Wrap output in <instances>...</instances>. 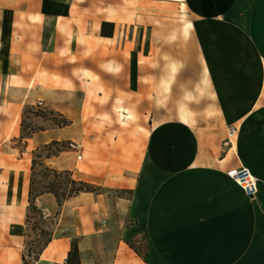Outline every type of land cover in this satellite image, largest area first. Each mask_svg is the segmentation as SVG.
Here are the masks:
<instances>
[{"label": "crops", "instance_id": "0c3cea01", "mask_svg": "<svg viewBox=\"0 0 264 264\" xmlns=\"http://www.w3.org/2000/svg\"><path fill=\"white\" fill-rule=\"evenodd\" d=\"M38 103L69 122L23 137ZM55 140L72 147L45 163L101 190L37 197L54 223L33 264H69L75 242L81 264H264V0H0V264L28 258Z\"/></svg>", "mask_w": 264, "mask_h": 264}, {"label": "rangeland", "instance_id": "374dc122", "mask_svg": "<svg viewBox=\"0 0 264 264\" xmlns=\"http://www.w3.org/2000/svg\"><path fill=\"white\" fill-rule=\"evenodd\" d=\"M163 18V17H162ZM155 45V44H154ZM154 45L151 44H144V52L151 53L152 47ZM188 46V45H187ZM193 46V45H192ZM134 45H129V54L133 52L132 48ZM155 50L157 49V45H155ZM191 63L195 64L197 63L194 60H190ZM101 62L97 61L96 63V70L97 72H100L102 74V77L107 78L104 76V72L102 68L99 66ZM130 66L135 67L132 60H130ZM150 65V60L145 59L144 64ZM150 78V77H149ZM103 82V79L101 80ZM103 110V109H102ZM107 113L110 114L113 109L106 108ZM104 117V115H103ZM64 123V118L61 116L59 112L53 109H46L43 107L41 103H38V105H27L25 106L24 114H23V123H22V131L23 134H32L35 131H39L41 129H44L46 127L51 126H57L62 125ZM112 126H115L113 124H107L105 127L110 128ZM92 131L96 132L97 129L94 128L95 124H91ZM109 135L110 131L108 132ZM72 145L69 141L63 140L60 141L57 144L50 143L49 145H43L41 146L38 151L36 152V166H35V173H34V181H35V191L44 189L45 187L49 186L51 183L56 184L57 186L62 184V181H65L66 185L70 186V183H68V178L65 179H59L54 176V174L47 170V164L45 163V158L48 157V155L53 156L54 153H57L58 151H66L71 148ZM75 151H83L82 147H77L74 149ZM79 166L82 165L81 162H79ZM32 219L31 223L29 224V229L27 232V245L26 250L28 254V259L32 260L33 257L36 255V252L42 247V245L45 243V241L48 239L50 233H52V224L54 223V219L52 218H42L41 214L38 211L33 210L32 211ZM29 250L32 252L29 254Z\"/></svg>", "mask_w": 264, "mask_h": 264}, {"label": "trees", "instance_id": "16d2710c", "mask_svg": "<svg viewBox=\"0 0 264 264\" xmlns=\"http://www.w3.org/2000/svg\"><path fill=\"white\" fill-rule=\"evenodd\" d=\"M64 118V117H63ZM68 120L66 118H64V123L62 125H66L68 124ZM60 125V126H62ZM31 134H23V137H29ZM60 141H53L51 143L53 144H57ZM49 145V144H46ZM38 151V149L36 150ZM58 153V152H57ZM54 153L53 155L57 154ZM36 156V153H35ZM48 157H50V155H48ZM34 164L36 166V157L34 159ZM47 170L51 171L55 177L59 178V179H65L68 178V183H70L69 185L65 184V181H62V184L60 185H56L51 183L49 186L45 187L44 189L41 190H36L35 191V181H34V173H35V169L33 170V175H32V182H31V190H30V205H29V212H28V226L31 223V219H32V211H38L42 218H45V215L42 211V209L37 205L36 203V199L39 195L45 193V192H52L56 195L58 202L60 205L63 204V202L74 195L80 194L81 192L84 191H99L101 190V188L91 182H88L86 180H81V179H76L73 177V174L71 171L69 170H63V171H59L51 166H47L46 167ZM28 236V235H27ZM52 239V233H50L48 239L45 241V243L42 245V247L36 252V255L33 257L32 260H29L27 258V256L25 255V264H33V262L35 260H37L40 256V254L42 253V251L44 250V248L47 246V244L50 242V240ZM29 254H31L32 252L29 250ZM28 255V254H27ZM68 262L69 264H81V259H80V254H79V247L78 244L75 242L73 244V247L71 249V251L69 252V257H68Z\"/></svg>", "mask_w": 264, "mask_h": 264}, {"label": "built area", "instance_id": "2783aa9c", "mask_svg": "<svg viewBox=\"0 0 264 264\" xmlns=\"http://www.w3.org/2000/svg\"><path fill=\"white\" fill-rule=\"evenodd\" d=\"M79 158H82V155H79ZM228 174L242 187L248 196L255 197L259 192V180L248 167L232 168Z\"/></svg>", "mask_w": 264, "mask_h": 264}]
</instances>
